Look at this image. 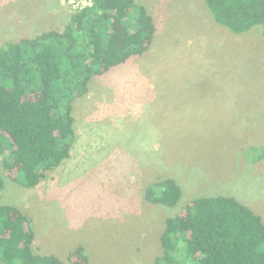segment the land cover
<instances>
[{
	"label": "rangeland",
	"instance_id": "374dc122",
	"mask_svg": "<svg viewBox=\"0 0 264 264\" xmlns=\"http://www.w3.org/2000/svg\"><path fill=\"white\" fill-rule=\"evenodd\" d=\"M136 2L168 38L93 77L73 101L70 158L27 188L0 153L1 202L33 219L35 253L62 264H153L167 218L199 197L233 196L264 217L263 26L232 32L203 0ZM81 9L72 0H0V48L64 32ZM166 178L182 189L175 206L145 197Z\"/></svg>",
	"mask_w": 264,
	"mask_h": 264
},
{
	"label": "trees",
	"instance_id": "16d2710c",
	"mask_svg": "<svg viewBox=\"0 0 264 264\" xmlns=\"http://www.w3.org/2000/svg\"><path fill=\"white\" fill-rule=\"evenodd\" d=\"M203 1L230 31L262 25L264 35V0ZM156 31L153 15L136 0H93L72 15L64 32L51 30L0 48V153L6 167H18L21 185L36 187L70 158L73 101L93 77L148 51ZM4 188L0 172L1 264H62L58 256L35 253L33 219L1 202ZM181 194L172 178L145 190L151 203L167 206H175ZM160 241L163 253L153 264H264V218L233 196L193 199L184 215L167 218Z\"/></svg>",
	"mask_w": 264,
	"mask_h": 264
},
{
	"label": "crops",
	"instance_id": "0c3cea01",
	"mask_svg": "<svg viewBox=\"0 0 264 264\" xmlns=\"http://www.w3.org/2000/svg\"><path fill=\"white\" fill-rule=\"evenodd\" d=\"M158 35H159V33H158V28H157L156 35H155V38H154L153 42L160 41V44H162V43L168 38V36H165V35H164V38H162L163 36L158 37ZM154 45H155V44L152 43L150 49H149L148 51H146V52H153V47H154ZM157 46H158V45H157ZM146 52H145V53H146ZM145 53L143 54L144 56H145ZM144 56H143V57H144ZM136 57H137V56H136ZM139 57H142V55H140ZM131 59H132V58H131ZM131 59H130V60H131ZM130 60H129V61H130ZM259 214H261V213H259ZM261 215H262V214H261ZM263 218H264V217H263Z\"/></svg>",
	"mask_w": 264,
	"mask_h": 264
},
{
	"label": "built area",
	"instance_id": "2783aa9c",
	"mask_svg": "<svg viewBox=\"0 0 264 264\" xmlns=\"http://www.w3.org/2000/svg\"><path fill=\"white\" fill-rule=\"evenodd\" d=\"M75 6H81L82 8L92 5L93 0H72Z\"/></svg>",
	"mask_w": 264,
	"mask_h": 264
}]
</instances>
